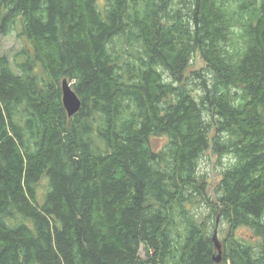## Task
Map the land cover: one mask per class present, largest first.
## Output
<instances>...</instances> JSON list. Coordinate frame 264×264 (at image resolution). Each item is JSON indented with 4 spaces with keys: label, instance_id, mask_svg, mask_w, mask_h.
I'll use <instances>...</instances> for the list:
<instances>
[{
    "label": "trees",
    "instance_id": "16d2710c",
    "mask_svg": "<svg viewBox=\"0 0 264 264\" xmlns=\"http://www.w3.org/2000/svg\"><path fill=\"white\" fill-rule=\"evenodd\" d=\"M16 29L24 61L0 55V264H264V0H0V35ZM210 148L234 157L217 203Z\"/></svg>",
    "mask_w": 264,
    "mask_h": 264
},
{
    "label": "rangeland",
    "instance_id": "374dc122",
    "mask_svg": "<svg viewBox=\"0 0 264 264\" xmlns=\"http://www.w3.org/2000/svg\"><path fill=\"white\" fill-rule=\"evenodd\" d=\"M105 5H106V0H99V6L102 9L105 8ZM18 33L19 31L16 29L8 36L0 35V55L6 54L12 60L14 66H15V61L23 62L25 58L24 55L22 54L19 55V53H21L24 50L23 49L24 43L22 42V40L19 39ZM193 63H194L193 69L195 70H202L206 67L205 62L203 61L200 55L195 56ZM211 135L213 136V132ZM232 164H234L233 156L225 155L219 157L213 152L212 148L208 149L203 155V157L200 159L199 173L201 175L200 177L206 180L207 183L206 194H207V198H209L210 201L217 203V198H218V194L216 191L217 186L222 179L223 171L228 167H230ZM197 213L202 217H204L205 219H208V216L210 214H214L212 218L213 220H215L219 215L218 211L216 212L209 211L207 206L200 207ZM211 222L213 223V221ZM218 223H219V227H218ZM218 223H217L218 241L222 248V258L220 260L221 262L224 256L223 254V246L225 240L224 238L227 236L229 229L228 226L224 224V222L222 223V221L221 222L219 221ZM212 232H213V228H212ZM235 235L237 238L241 240L244 239L248 240L249 243H251L252 239L254 238V236L251 235L250 230L246 227H240L236 229ZM217 255H219V253H216V256ZM141 256L145 257V251L143 248L141 250Z\"/></svg>",
    "mask_w": 264,
    "mask_h": 264
},
{
    "label": "water",
    "instance_id": "95a60500",
    "mask_svg": "<svg viewBox=\"0 0 264 264\" xmlns=\"http://www.w3.org/2000/svg\"><path fill=\"white\" fill-rule=\"evenodd\" d=\"M62 101L69 115L77 114L82 108V100L67 79L62 81ZM214 239L219 253V255L215 257V261L218 263L222 258V248L218 241V228L215 232Z\"/></svg>",
    "mask_w": 264,
    "mask_h": 264
},
{
    "label": "bare ground",
    "instance_id": "6f19581e",
    "mask_svg": "<svg viewBox=\"0 0 264 264\" xmlns=\"http://www.w3.org/2000/svg\"><path fill=\"white\" fill-rule=\"evenodd\" d=\"M72 86V85H71ZM63 102V101H62ZM81 110V109H80ZM67 114H68V116L70 117V118H72V117H74L76 114H73V115H69V113L67 112ZM74 262V261H73Z\"/></svg>",
    "mask_w": 264,
    "mask_h": 264
}]
</instances>
